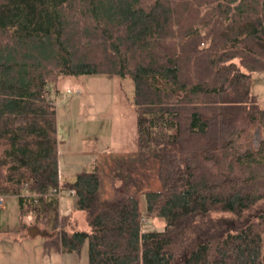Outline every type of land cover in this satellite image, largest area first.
I'll use <instances>...</instances> for the list:
<instances>
[{
  "label": "trees",
  "instance_id": "obj_1",
  "mask_svg": "<svg viewBox=\"0 0 264 264\" xmlns=\"http://www.w3.org/2000/svg\"><path fill=\"white\" fill-rule=\"evenodd\" d=\"M253 72H264V0H0V189L47 246L86 241L87 264H264ZM92 73L132 81L136 150L158 157L142 215L133 197L101 202L94 167L60 182L50 89ZM58 191H72L86 229L63 228ZM151 216L161 229H142Z\"/></svg>",
  "mask_w": 264,
  "mask_h": 264
},
{
  "label": "rangeland",
  "instance_id": "obj_2",
  "mask_svg": "<svg viewBox=\"0 0 264 264\" xmlns=\"http://www.w3.org/2000/svg\"><path fill=\"white\" fill-rule=\"evenodd\" d=\"M56 87L58 91L53 93L50 89L49 94L53 96L56 110L60 179H72L76 172L88 170L95 156H101L106 146H129L135 135L131 105L133 85L129 77L99 73L63 76L58 79ZM250 89L258 104L264 107V72L251 73ZM257 134L258 127L253 126L249 136L256 141ZM110 159V163L103 159L98 161L99 173L102 176L120 175L119 161L124 158L111 154ZM133 170L135 175L131 177L139 176L138 167ZM0 195L3 197L0 206V264H87L86 241L77 252L47 246L44 239L48 235L40 233L44 226L32 221L29 214H20L16 194L5 188L0 189ZM58 204L67 221L66 230L86 229L82 211L75 208L73 194L61 192ZM225 215L232 218L230 213ZM141 221L144 230H159L163 224L162 217L158 216ZM29 226L36 227L39 232L29 235Z\"/></svg>",
  "mask_w": 264,
  "mask_h": 264
},
{
  "label": "crops",
  "instance_id": "obj_3",
  "mask_svg": "<svg viewBox=\"0 0 264 264\" xmlns=\"http://www.w3.org/2000/svg\"><path fill=\"white\" fill-rule=\"evenodd\" d=\"M134 141L135 135L134 139H132V141L129 143V146L126 148L123 144H120L119 148H114L111 145L109 147L106 146V149L102 152L103 154L101 156H95L93 163H90L89 169L94 167L97 170L99 177V199L101 202L105 203L114 199L133 197L137 201L138 212L140 215L142 214L141 206L144 207V204H141V202L143 203L142 193L148 190L150 191L159 189V180L157 177L158 157L153 153L138 152L136 150ZM111 154H117L124 158L123 161L117 160L123 168V172L121 168L120 175L113 176L111 174H104L102 176L98 171V161L103 159L105 162L110 163L112 161L110 159ZM136 167H138L140 170L139 176L137 175L136 177H131L135 175V171L133 169H136ZM63 180L71 179L63 178L60 179V182ZM58 212L62 219V226L64 228L67 221L65 215L61 214L60 212L59 204ZM45 241L46 239H44V244Z\"/></svg>",
  "mask_w": 264,
  "mask_h": 264
},
{
  "label": "water",
  "instance_id": "obj_4",
  "mask_svg": "<svg viewBox=\"0 0 264 264\" xmlns=\"http://www.w3.org/2000/svg\"><path fill=\"white\" fill-rule=\"evenodd\" d=\"M37 232H39L38 231V229L36 228V227H34V226H29L28 228H27V233L29 234V235H34V234H36ZM41 234H45V230H42L41 232H40Z\"/></svg>",
  "mask_w": 264,
  "mask_h": 264
},
{
  "label": "built area",
  "instance_id": "obj_5",
  "mask_svg": "<svg viewBox=\"0 0 264 264\" xmlns=\"http://www.w3.org/2000/svg\"><path fill=\"white\" fill-rule=\"evenodd\" d=\"M61 191H58L60 193ZM66 193H71L72 191H64ZM3 197L0 195V206L2 205ZM142 219V218H141Z\"/></svg>",
  "mask_w": 264,
  "mask_h": 264
}]
</instances>
